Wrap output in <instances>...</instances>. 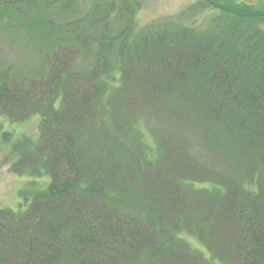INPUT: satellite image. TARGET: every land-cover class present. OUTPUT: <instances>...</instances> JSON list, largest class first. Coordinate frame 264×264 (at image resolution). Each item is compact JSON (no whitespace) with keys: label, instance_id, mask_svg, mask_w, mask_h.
<instances>
[{"label":"trees","instance_id":"trees-1","mask_svg":"<svg viewBox=\"0 0 264 264\" xmlns=\"http://www.w3.org/2000/svg\"><path fill=\"white\" fill-rule=\"evenodd\" d=\"M75 1L0 0L35 59L0 64V116L39 128L0 264H264V0L140 29L137 0Z\"/></svg>","mask_w":264,"mask_h":264},{"label":"rangeland","instance_id":"rangeland-1","mask_svg":"<svg viewBox=\"0 0 264 264\" xmlns=\"http://www.w3.org/2000/svg\"><path fill=\"white\" fill-rule=\"evenodd\" d=\"M248 1L257 2L258 0ZM137 2V29L168 20L205 25L214 13L212 7L201 0H137ZM91 4L92 0H76L73 6L74 11H70L72 7L70 6L64 20L72 19L84 11H90L88 7ZM52 9L57 13L56 7ZM113 16L115 17L116 14L114 13ZM55 17L61 20L60 15L56 14ZM0 19L5 18L1 16ZM7 23L9 24L8 18L5 19V26ZM31 45L9 28H0V64L15 63L26 67L33 66L35 59L31 55ZM38 134V117L36 116L25 121H12L8 117L0 116V206L16 210L23 202L21 190L28 185L30 176L11 171L15 156L13 145L18 138L30 136L36 139Z\"/></svg>","mask_w":264,"mask_h":264}]
</instances>
